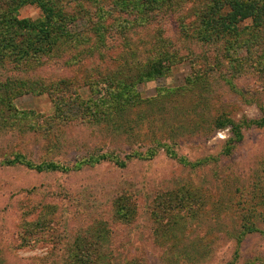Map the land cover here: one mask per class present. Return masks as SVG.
<instances>
[{
	"label": "rangeland",
	"instance_id": "rangeland-1",
	"mask_svg": "<svg viewBox=\"0 0 264 264\" xmlns=\"http://www.w3.org/2000/svg\"><path fill=\"white\" fill-rule=\"evenodd\" d=\"M116 34L80 63L81 47L27 66L0 51V264H264V80L191 90L190 61L147 75L155 27ZM124 84L140 102L104 96L94 115ZM16 156L63 169L8 166ZM120 205L135 215L117 220ZM250 222L260 232L245 234Z\"/></svg>",
	"mask_w": 264,
	"mask_h": 264
},
{
	"label": "trees",
	"instance_id": "trees-1",
	"mask_svg": "<svg viewBox=\"0 0 264 264\" xmlns=\"http://www.w3.org/2000/svg\"><path fill=\"white\" fill-rule=\"evenodd\" d=\"M105 2L0 0V51L11 56L16 52L13 63L27 66L36 61L41 63L43 57L53 59V54L59 52L55 50L64 49L67 53L81 47L77 55L80 63L100 52L106 37H114L116 33L125 37L127 30L153 26L159 35L152 46V53L157 50L156 55L145 62L150 77H165L180 60L190 61L192 66L193 73L186 79V87L191 90L212 93L214 87L223 84L241 93L236 85L244 77L258 76V81L264 80V0H121V4L116 3V13L132 18L121 20L119 17L115 27L108 26L111 15ZM27 6H37L42 16L36 20L20 19V10ZM3 61L1 57V64ZM100 95V100L91 102L96 116L107 99L104 96L109 97L116 109L140 102L126 84L117 85L116 91L106 89ZM228 123L233 125V135L241 139L243 123L236 124L233 120ZM253 124L264 127V113ZM222 127L225 124L217 120L215 129ZM159 147L168 156L177 157L171 146ZM156 154L152 148L144 159H152ZM15 164H24L38 172L63 169L54 163L44 167V164L21 160L19 156L7 162L8 166ZM134 215L129 207L120 205L116 218L125 220ZM244 227L245 234L260 232L251 222Z\"/></svg>",
	"mask_w": 264,
	"mask_h": 264
}]
</instances>
